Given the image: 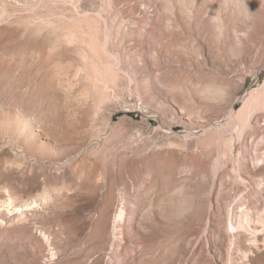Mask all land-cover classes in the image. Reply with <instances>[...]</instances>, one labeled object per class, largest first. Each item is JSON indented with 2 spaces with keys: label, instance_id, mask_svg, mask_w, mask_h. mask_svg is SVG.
I'll return each mask as SVG.
<instances>
[{
  "label": "rangeland",
  "instance_id": "rangeland-1",
  "mask_svg": "<svg viewBox=\"0 0 264 264\" xmlns=\"http://www.w3.org/2000/svg\"><path fill=\"white\" fill-rule=\"evenodd\" d=\"M262 87L264 0H0V264H264Z\"/></svg>",
  "mask_w": 264,
  "mask_h": 264
},
{
  "label": "bare ground",
  "instance_id": "bare-ground-1",
  "mask_svg": "<svg viewBox=\"0 0 264 264\" xmlns=\"http://www.w3.org/2000/svg\"><path fill=\"white\" fill-rule=\"evenodd\" d=\"M94 47V46H93ZM92 48V47H91ZM97 49V48H96ZM93 51V50H92ZM95 51H97V50H95ZM105 71H107V69L105 70ZM95 72H97V70H95ZM95 72H94V74H95ZM102 72V71H101ZM108 72V71H107ZM106 72V73H107ZM99 72H97V74H98ZM103 73H105V72H103ZM103 73H101L103 76H101L100 75V73H99V77H104V75L106 74H103ZM97 74H95L96 76H98ZM93 75V74H92ZM94 75V77H96ZM111 75V74H110ZM92 77V76H91ZM99 77H97L98 79H99ZM97 78H96V80H97ZM101 79V78H100ZM103 79H107V78H103ZM101 81H104V80H101ZM105 81H107V80H105ZM105 83V82H104ZM103 83V84H104ZM263 88V87H262ZM261 88V89H262ZM258 92V91H257ZM262 92L264 93V88H263V90H262ZM262 94V93H261ZM255 95V94H254ZM254 95H252L251 97H255ZM263 97H264V95H263ZM264 99V98H263ZM248 101L245 103V106L247 105L248 106ZM245 106H244V108H245ZM238 116L240 117V112H238ZM245 122H246V119H244V120H242V124H245ZM128 196V195H127ZM126 198V197H125ZM131 198V197H130ZM135 198V197H134ZM124 199V198H123ZM122 199V200H123ZM10 200H12V199H10ZM128 201V200H127ZM136 201H138V200H136ZM129 202V201H128ZM127 202V203H128ZM10 203H11V201H10ZM122 204V203H121ZM119 207V206H118ZM132 210V209H131ZM103 211V210H102ZM101 211V212H102ZM128 211H126L125 210V208H124V206L122 207V208H120L119 209V211L117 212V214L115 215V223L113 224L114 225V231H113V244L115 243V244H117V246H119L120 244L122 245V240H123V237H122V231H121V229L124 227L123 225H121V223L123 224V222H125V217H126V214H128L127 213ZM116 213V212H115ZM136 213V212H135ZM247 213V212H246ZM102 214V213H101ZM106 214V213H105ZM244 215V214H243ZM104 216V215H103ZM128 216V215H127ZM246 216V214L244 215V217ZM247 217H248V213H247ZM246 218V217H245ZM105 219V218H104ZM101 221H102V218H101ZM247 221V220H246ZM127 225V224H126ZM241 226H242V223L240 224ZM123 226V227H122ZM239 226V225H238ZM128 232H129V230H128ZM110 235V234H109ZM111 236V235H110ZM114 244V245H115ZM121 247V246H120ZM113 249V248H112ZM116 250L115 251H117V248H115ZM114 251V252H115ZM117 253H118V251H117Z\"/></svg>",
  "mask_w": 264,
  "mask_h": 264
}]
</instances>
